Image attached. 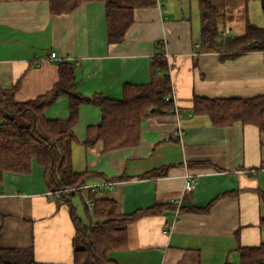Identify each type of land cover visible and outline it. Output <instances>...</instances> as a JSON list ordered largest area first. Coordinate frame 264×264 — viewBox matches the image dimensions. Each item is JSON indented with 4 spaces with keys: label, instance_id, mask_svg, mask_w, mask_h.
<instances>
[{
    "label": "crops",
    "instance_id": "1",
    "mask_svg": "<svg viewBox=\"0 0 264 264\" xmlns=\"http://www.w3.org/2000/svg\"><path fill=\"white\" fill-rule=\"evenodd\" d=\"M116 1L133 7L134 17L119 43L108 40L104 2H85L69 14L54 15L46 0H0V89L19 84L15 101L34 100L52 89L60 64L67 62L80 95L120 100L125 85L152 82V65L164 49L176 109L143 119L139 145L104 152L102 142L84 145L88 128L102 122L101 109L81 104L72 168L105 178L89 179V187L125 178L98 196L116 201L120 216L164 207L129 224L128 248L110 254L118 264H240V246L264 242V133L242 122L216 127L192 108L196 97L264 95V52L225 60L218 53H199L200 29L185 10L187 0ZM52 53L59 62L50 61ZM44 116L66 121L69 98L59 97ZM162 167H169L166 176L141 178ZM186 173L196 180L189 192ZM90 201L86 198L87 205ZM2 216L0 248H33L38 263L73 264L70 209L58 204L37 162L29 174H4Z\"/></svg>",
    "mask_w": 264,
    "mask_h": 264
},
{
    "label": "trees",
    "instance_id": "2",
    "mask_svg": "<svg viewBox=\"0 0 264 264\" xmlns=\"http://www.w3.org/2000/svg\"><path fill=\"white\" fill-rule=\"evenodd\" d=\"M54 15L69 14L85 2H104L108 20V40L121 42L134 22L133 7L120 5L116 0H46ZM200 12L199 53L214 52L222 60L249 52H264V27L246 22L244 34L223 38L225 15L213 0H196ZM264 13V0H262ZM153 80L145 85H125L123 97L112 100L103 95L85 97L76 90L71 64L63 62L59 79L52 89L34 100L18 103L16 84L10 90L0 89V184L6 172L29 174L37 162L45 170L46 185L58 204H65L75 227L73 264H118L111 252L128 248V226L145 215L162 213L164 207L141 210L127 216L117 213V202L98 198L97 192L87 184L89 179L102 175L72 168V146L76 142L73 128L79 119L81 104L99 106L102 122L88 128L86 148L102 142L103 151L134 147L141 141L142 120L174 109L170 66L162 49L152 65ZM160 73L159 79L156 74ZM70 100V116L66 121H48L44 116L59 97ZM169 98V100H167ZM192 112L208 115L216 127L231 126L236 122L256 126L264 133V95L249 99H206L196 97ZM192 166H195L192 164ZM169 167L147 172L141 178L166 176ZM125 178H114L119 182ZM79 198L84 205L88 222L78 214L73 200ZM93 204L90 211L86 203ZM0 218V232L4 226ZM240 264H264V242L256 247L238 248ZM0 264H41L35 259L33 248H0ZM230 264V263H226Z\"/></svg>",
    "mask_w": 264,
    "mask_h": 264
},
{
    "label": "rangeland",
    "instance_id": "3",
    "mask_svg": "<svg viewBox=\"0 0 264 264\" xmlns=\"http://www.w3.org/2000/svg\"><path fill=\"white\" fill-rule=\"evenodd\" d=\"M138 0H123L129 4L136 3ZM140 1V0H139ZM167 3L174 1L176 4L179 0H165ZM216 8L221 14L225 15V24L222 26L223 38L236 37L244 34L246 22H250L258 27H264V13L262 10V0H213ZM164 4V2H162ZM186 12L192 14V20L195 28L200 29V12L196 0H187ZM199 31V30H198ZM198 33V32H197ZM197 37V36H196ZM73 203L79 210L80 216L84 222H88L85 214L84 205L77 197Z\"/></svg>",
    "mask_w": 264,
    "mask_h": 264
},
{
    "label": "built area",
    "instance_id": "4",
    "mask_svg": "<svg viewBox=\"0 0 264 264\" xmlns=\"http://www.w3.org/2000/svg\"><path fill=\"white\" fill-rule=\"evenodd\" d=\"M161 7H162V11L167 13V11L165 10L164 6H161ZM49 59H50L51 62H55V61L59 62L60 61L57 58L55 53H52L50 55ZM167 100H169V98H167ZM173 102H174V109H176V104H175L174 99H173ZM176 133H177L178 136L182 135V131L180 129H178ZM184 179H185V190L188 191V192L193 190L195 188V184H196V180L194 178V175H192L191 173H186L185 176H184ZM115 183L116 182L107 181L104 184L99 185V186H90V188L96 189L97 192H103V191H105L107 189H112L114 187ZM88 205H89L90 208L93 206L91 201L88 202Z\"/></svg>",
    "mask_w": 264,
    "mask_h": 264
}]
</instances>
